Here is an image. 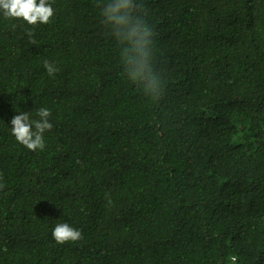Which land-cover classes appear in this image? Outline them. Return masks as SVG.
Returning a JSON list of instances; mask_svg holds the SVG:
<instances>
[{"label": "trees", "instance_id": "obj_1", "mask_svg": "<svg viewBox=\"0 0 264 264\" xmlns=\"http://www.w3.org/2000/svg\"><path fill=\"white\" fill-rule=\"evenodd\" d=\"M49 3L48 24L0 13V264H264V0H137L155 101L98 0ZM41 107L29 151L11 119ZM65 222L81 240L54 241Z\"/></svg>", "mask_w": 264, "mask_h": 264}, {"label": "clouds", "instance_id": "obj_2", "mask_svg": "<svg viewBox=\"0 0 264 264\" xmlns=\"http://www.w3.org/2000/svg\"><path fill=\"white\" fill-rule=\"evenodd\" d=\"M97 7L100 8L102 23L119 47L123 75L143 95L154 101L159 100L164 85L153 66V31L145 22L143 4L137 3V0H98ZM0 13L7 19L22 20L35 26L48 24L54 16V9L49 0H0ZM28 36L29 43L35 44L33 33L28 32ZM44 68L50 77L58 71L47 60ZM36 115L38 119H31L29 112L21 111L11 119V134L29 151H43L44 134L53 127L49 121V109L41 107ZM3 187L0 183V189ZM52 237L57 244L63 245L81 240L82 233L65 222L56 224ZM229 259L231 264H236L238 257L233 255Z\"/></svg>", "mask_w": 264, "mask_h": 264}]
</instances>
